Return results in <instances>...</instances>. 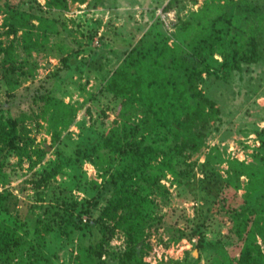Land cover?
Segmentation results:
<instances>
[{
	"label": "trees",
	"instance_id": "16d2710c",
	"mask_svg": "<svg viewBox=\"0 0 264 264\" xmlns=\"http://www.w3.org/2000/svg\"><path fill=\"white\" fill-rule=\"evenodd\" d=\"M100 1L94 0L93 5ZM87 2L46 0L45 7L65 11L70 3ZM174 2L179 0H169L164 9H171ZM1 13L0 36L2 26L7 35H14L9 44L0 37V91L8 88L5 101L9 104V99L16 97V88L35 80L33 53L52 50L48 47L50 36L61 31L58 19L49 17L39 0H0ZM152 32L151 28L133 46L112 49L117 66L101 79L103 97L98 101L115 118L110 122L93 118L90 144L78 148L75 157L61 151L30 180L39 200L43 190L64 175L65 166L90 162L97 169L100 181L89 182L96 189L93 205L65 218L59 228L67 232L71 225L74 229L87 225L93 235L87 246L77 248L75 264H106L104 257L118 231L126 236L118 264H147L148 229L163 221L157 216V197L165 202L170 196L162 180L170 175L172 184L182 186L196 175L200 164L196 155L207 146V125L221 119L219 108L201 86L205 75L227 81L233 72L243 71L244 65L264 59V1L207 0L178 22L173 32ZM79 43L83 45L81 39ZM98 49L101 55L105 53L103 47ZM42 86L29 97L25 95L29 111L14 116L11 106L0 107L1 184L21 178L18 164L24 159L34 164L47 153L34 147L27 120L49 115L48 120L55 119L57 126L73 124L78 109L66 103L59 86ZM96 110L106 118L110 114L97 106ZM258 140L251 161L231 158L225 177L212 173L213 183L206 186L212 205L206 217L190 231L177 226L169 230L167 246L199 235L196 247L208 264H264V136L260 134ZM209 160L207 156L205 164ZM61 191L67 195L66 189ZM64 200L67 205L69 201ZM100 203L103 206L97 212ZM40 225L28 226L4 212L0 201V260L4 264L15 259L18 264L42 263L46 257L40 240L55 225ZM208 231L212 238L206 236ZM201 256L188 252L173 264H198Z\"/></svg>",
	"mask_w": 264,
	"mask_h": 264
},
{
	"label": "rangeland",
	"instance_id": "374dc122",
	"mask_svg": "<svg viewBox=\"0 0 264 264\" xmlns=\"http://www.w3.org/2000/svg\"><path fill=\"white\" fill-rule=\"evenodd\" d=\"M39 1L49 17L58 19L61 33L50 36L48 47L52 50L33 53L31 61L35 64V80L24 81L16 88V97L9 99V104L5 101L9 98L6 93L9 90L2 87L0 107L11 106L14 116L19 111H29L25 95L29 97V93L33 94L39 85H43L45 88L59 86L66 103L74 105L78 111L73 124L67 128L57 126L55 119L52 122L48 120L49 115L38 121L27 120L25 126L34 138V147L46 149L47 153L41 160H36L37 156H34L33 160L37 161L34 164L27 159L18 164L21 178L0 183V201L4 212L17 216L28 226L41 228L40 223L55 225L54 230L44 232V240H40L46 257L40 264H75L77 248L87 246L93 235L87 225L79 229L71 225L67 232L59 228H62L61 222L65 218L93 205L96 189L89 182L100 181L97 169L90 162H84L82 166L78 162L65 166L64 175L43 190L39 200L30 180L36 170L47 167L61 151L75 157L78 148L90 144L93 118L100 117L109 122L115 118L112 112L106 110L105 104L98 101L103 97L99 88L101 79L109 75V69L117 66L112 49L118 51L128 45L133 46L151 28L153 34L159 30L173 32L178 22L187 19L191 11L199 9L207 0H179L169 10L164 9L169 0H101L96 6L93 5L94 0H88L82 5L70 3L65 11L48 10L46 0ZM2 23L1 13L0 25ZM34 23L37 25L38 21L34 20ZM6 29L2 26L0 37L5 44H9L14 35H7L4 32ZM21 33L19 31L18 36ZM80 39L83 45H80ZM102 47L105 51L103 55L98 49ZM216 57L219 58L218 55ZM64 63L69 67H64ZM54 72H57L55 76ZM205 78L201 86L219 108L221 119L207 125V146L196 155L200 163L196 167V175L182 186L172 184L170 175L162 180L169 187L170 196L165 202L157 197L160 203L157 216L163 221L148 229L149 247L144 256L147 264H173V261L183 260L188 252L201 256L196 247L199 235H191L167 246L169 230L177 226L190 231L202 222L212 205V196L206 191V186L213 183L212 177H225L227 160L231 158L251 161L253 149L260 144L258 137L260 134L264 136V59L250 66L244 65L243 71L233 72L227 81L208 75ZM96 106L110 113L108 117L98 115ZM54 130L56 140L53 139ZM207 156L210 160L205 164ZM62 188L66 189L67 195L64 196ZM243 191L241 189L240 193ZM64 199L69 201L67 205ZM102 206L103 203L97 206V212ZM84 217L88 218V215ZM206 236L212 238L213 233L208 231ZM125 239L123 232H116L108 246L109 253L104 257L106 264H118L117 255L126 248ZM17 261L15 259L9 264H18ZM0 264H4L2 260ZM198 264L208 262L201 256Z\"/></svg>",
	"mask_w": 264,
	"mask_h": 264
}]
</instances>
